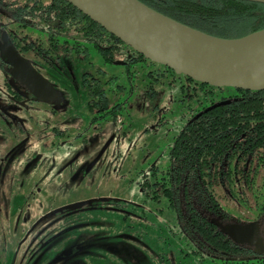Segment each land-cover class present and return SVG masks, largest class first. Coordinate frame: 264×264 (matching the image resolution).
<instances>
[{
	"label": "flooded vegetation",
	"instance_id": "1",
	"mask_svg": "<svg viewBox=\"0 0 264 264\" xmlns=\"http://www.w3.org/2000/svg\"><path fill=\"white\" fill-rule=\"evenodd\" d=\"M13 14L11 1H0V264H95L100 259L94 256L95 254L90 255L94 251L90 247L94 239H103L99 246L94 247L104 251L103 264H124L127 262L125 254L135 253H132L127 245L125 248V243L135 249L140 246L139 242L135 244L132 239L127 240V237L132 236L130 232L135 233L141 241L139 230L152 231L159 213V203H167L163 199V193L162 198L158 196L159 186L161 189L163 183H169L168 175H163V169L171 164V159L170 164L160 172L156 165H151L146 172L142 169L136 172V177H141L139 180L134 182L135 179H130L127 183L121 180L123 184L126 183L122 190L128 189V196L114 190L115 195L99 196L102 204L99 203L93 208L89 204L82 205V209H101L100 212L106 216L105 220L103 218V224L106 226L95 231V227L91 228L93 226L87 231L79 229V225L85 222L73 223V218L76 217V214L73 215V200L66 203L65 207L69 208L62 210L61 206L64 205H61L59 197L56 196V188H60L62 184L73 188L75 183L83 186L89 185V182L101 183L100 180H89L86 177L93 171L116 136L110 138L111 143L95 164L93 162L100 152L92 160L76 164L81 151L73 148L72 140H67L70 139L68 132L62 128V121L57 116L59 107L64 105L61 90L44 72L49 73L63 58L69 57L75 50L78 52V43L73 42L72 34L61 32L57 21H51L50 25L43 23L25 26L14 19ZM13 49L30 63L36 73L50 82L52 92L46 86H38V93H35L30 86L14 77V66L9 61ZM167 76H170L167 79L170 81L160 85L150 82L157 86H176L185 93L184 96L196 98L197 101L204 97L210 99V105L192 112L190 118L199 117L210 106L224 102L220 97L228 94L223 88L201 86L177 76L179 82L174 83L171 80L175 76L169 73ZM116 78L110 76L107 78L109 83L102 84L96 82L98 78L93 74L85 73L84 81L92 95L89 108L98 113L94 116V121L104 120L109 115L117 118V112L123 108V103L116 99L112 101L108 93L107 99L100 98L99 94L94 95L97 88L106 89ZM164 78L166 80V77ZM45 96L50 98L41 99ZM217 96L218 100H215ZM47 106L49 107L46 108ZM126 134L127 132L123 131L121 136ZM174 144L175 138L170 146V153ZM67 153L68 162L61 166L58 162L66 159ZM165 176L166 181L163 180ZM113 181L110 179L111 183ZM85 201L87 200H81ZM232 202L236 207L235 202ZM168 206L165 208H169ZM256 207L253 204L244 212H240L245 213V219L240 221L231 218L237 214L230 206L226 208L227 212L218 217L220 220L214 213L203 214L220 232L219 224L258 222V231L252 242L244 243L243 247L248 252L246 258L253 261L264 259V211L259 215L257 211L252 210ZM115 216H118L116 221L113 220ZM189 239L194 251L207 256L196 240L190 237ZM132 256L135 259L138 257L136 253ZM213 256L216 255L207 257L214 259ZM131 260L128 261L129 264L134 263Z\"/></svg>",
	"mask_w": 264,
	"mask_h": 264
},
{
	"label": "trees",
	"instance_id": "2",
	"mask_svg": "<svg viewBox=\"0 0 264 264\" xmlns=\"http://www.w3.org/2000/svg\"><path fill=\"white\" fill-rule=\"evenodd\" d=\"M0 1H11L13 18L25 26L50 25L51 21H57L62 33L73 35L77 48L86 49L84 43H88L98 51L104 63L123 66L130 73L132 68L139 67L144 70L145 79L152 83L160 85L170 81L167 80L169 73L175 76L171 80L174 83L179 82L177 76L187 82L212 87L150 61L65 0ZM141 1L213 36L238 38L264 29L262 3L242 0ZM102 73L106 74L105 71ZM96 82L100 83L99 79ZM223 89L228 94L222 95L220 100L225 103L199 117H191L175 137L171 164L163 169L169 183H163L161 189L159 186L158 197L163 193L169 209L176 214L180 231L196 240L205 255L215 254L213 258L225 264H264V259L246 258L245 244L231 241L203 215L214 213L220 218L229 208L226 203L232 201L237 212L253 204L257 206L252 209L254 212L262 215L264 211V91ZM97 94L107 99L105 88H97L94 95ZM165 177L163 180L166 181ZM244 216L237 214L231 218L240 221L245 219Z\"/></svg>",
	"mask_w": 264,
	"mask_h": 264
},
{
	"label": "rangeland",
	"instance_id": "3",
	"mask_svg": "<svg viewBox=\"0 0 264 264\" xmlns=\"http://www.w3.org/2000/svg\"><path fill=\"white\" fill-rule=\"evenodd\" d=\"M84 46L86 49L80 48L78 52L75 50L69 57L63 58L56 68L53 67L52 71L44 74L61 90L64 105L59 107L57 116L62 121V128L68 132L70 139L67 140H72L73 148L81 151L80 158L76 161L77 165L84 160H92L106 142L112 136H116L93 171L86 177L89 180H100L101 183L89 182L87 186L75 183L73 188L62 184L60 188H56L58 189L56 196L59 197L61 205H64L61 206L62 210L69 208L65 205L69 200H73V215L76 214L73 223L85 222L79 225V229L87 231L93 226L91 228L95 227L96 229H93L95 231L106 226L103 224L106 216L100 212L102 210L92 209L101 202L99 196L114 194L115 191H121L128 196L129 190L126 189L125 192L122 189L127 180L135 179V182L141 178L136 177L137 171L142 169L146 172L151 165H156L160 172L169 165L170 146L174 138L188 121L190 114L210 105L211 101L205 97L197 101L196 98L184 96L185 93L176 86L153 85L145 79V72L139 67L132 68V73L129 74L123 66L104 63L98 51L90 44L84 43ZM102 71L107 74L103 75ZM85 73L93 74L102 84L110 76L117 77L106 87L112 101L116 99L123 103V108L117 112V118L109 115L104 120L94 121V116L98 113L89 108L92 95L84 81ZM117 85L124 86V89ZM215 100H218V96ZM123 131L127 134L121 136ZM80 132L82 133L78 135ZM66 156V159L58 162L61 166L68 162L69 154ZM110 179L114 181L111 183ZM121 180L126 183L123 184ZM85 204L92 205V208L82 209V205ZM226 204L237 211L233 203ZM167 205L165 201L159 203V213L152 231L139 230L141 241L135 233L130 232L132 236L129 235L127 240L132 239L135 244L139 242L140 246L138 245V249L131 248L128 243L124 246L126 248L127 245L138 257L135 259L132 256L135 253L125 252L127 262L124 264H129L128 261L131 259L134 261L133 264H225L219 259H211L202 253L193 252L188 235L180 231L176 214L171 209H166ZM76 209L78 212H75ZM244 211L245 208L241 209V212ZM90 214L92 215L89 216ZM236 214L245 215L240 212ZM117 219L118 216L113 218L115 221ZM102 240L94 239L90 246L94 249L90 255L95 254L94 256L100 259L95 264H103L104 251L94 248L99 246Z\"/></svg>",
	"mask_w": 264,
	"mask_h": 264
},
{
	"label": "water",
	"instance_id": "4",
	"mask_svg": "<svg viewBox=\"0 0 264 264\" xmlns=\"http://www.w3.org/2000/svg\"><path fill=\"white\" fill-rule=\"evenodd\" d=\"M65 1L145 58L172 69L178 75L217 88L264 91V29L238 38H224L187 26L141 0ZM242 1L264 4V0ZM9 61L14 66V77L35 93H38V86H46L52 92L50 82L36 73L16 50ZM223 103L214 104L205 112ZM111 141L103 147L93 164ZM258 225V222H252L219 224V227L233 241L251 243Z\"/></svg>",
	"mask_w": 264,
	"mask_h": 264
}]
</instances>
